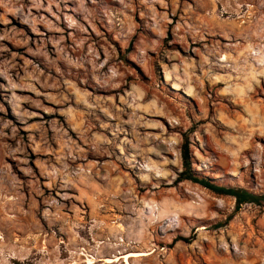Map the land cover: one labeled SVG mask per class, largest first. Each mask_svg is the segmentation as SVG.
Returning <instances> with one entry per match:
<instances>
[{
	"label": "rangeland",
	"instance_id": "obj_1",
	"mask_svg": "<svg viewBox=\"0 0 264 264\" xmlns=\"http://www.w3.org/2000/svg\"><path fill=\"white\" fill-rule=\"evenodd\" d=\"M184 136L264 195V0H0V264H264Z\"/></svg>",
	"mask_w": 264,
	"mask_h": 264
},
{
	"label": "trees",
	"instance_id": "obj_2",
	"mask_svg": "<svg viewBox=\"0 0 264 264\" xmlns=\"http://www.w3.org/2000/svg\"><path fill=\"white\" fill-rule=\"evenodd\" d=\"M181 170L177 174L176 182L189 181L197 184L219 196H228L234 199L236 208L244 204L261 206L264 203V195H257L243 188L224 187L216 185L211 179L198 175L192 168L190 142L183 137L180 146ZM182 241L190 243L192 237H177L174 242Z\"/></svg>",
	"mask_w": 264,
	"mask_h": 264
},
{
	"label": "bare ground",
	"instance_id": "obj_3",
	"mask_svg": "<svg viewBox=\"0 0 264 264\" xmlns=\"http://www.w3.org/2000/svg\"><path fill=\"white\" fill-rule=\"evenodd\" d=\"M253 55H257L256 52L255 53H252ZM222 60H225L226 61V57L224 56L222 58ZM261 66V65H260ZM146 253H138V252H129L127 253L125 256L123 257H118V256H115L114 258H106L104 259V264H114L115 262H118L120 261L121 259H125V261L127 262V264H130V260L131 259H134V260H138L139 258L141 257H144ZM147 256V254H146ZM101 260V259H100ZM98 260V261H100ZM97 261V260H96ZM89 264H94L95 263V260L92 258V259H89L88 260Z\"/></svg>",
	"mask_w": 264,
	"mask_h": 264
}]
</instances>
